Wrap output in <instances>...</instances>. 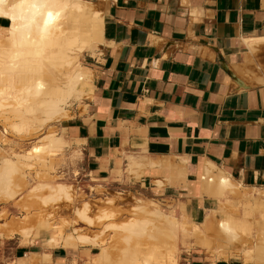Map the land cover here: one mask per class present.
Returning <instances> with one entry per match:
<instances>
[{"label":"crops","instance_id":"0c3cea01","mask_svg":"<svg viewBox=\"0 0 264 264\" xmlns=\"http://www.w3.org/2000/svg\"><path fill=\"white\" fill-rule=\"evenodd\" d=\"M88 2L103 37L82 65L90 93L60 125L84 186L156 202L191 224L230 192L207 194L203 174L263 201L264 0ZM9 26L0 17V36ZM0 237V264H84L94 250ZM199 257L181 264L236 261Z\"/></svg>","mask_w":264,"mask_h":264},{"label":"rangeland","instance_id":"374dc122","mask_svg":"<svg viewBox=\"0 0 264 264\" xmlns=\"http://www.w3.org/2000/svg\"><path fill=\"white\" fill-rule=\"evenodd\" d=\"M84 1L88 2V0ZM85 54L78 59L83 66L87 62ZM48 68L50 67L48 66ZM57 73L54 72V75H60ZM16 83L13 84L11 90H7L8 94H12L9 95L12 99L24 95L23 88ZM16 90L18 91L16 92ZM84 100L85 98L80 102H73L67 108L66 119L48 125L42 124V115L39 112H36L39 115L35 113L27 115L22 111L23 115L18 116L10 113L9 107L5 108L6 110H0V162L3 157L11 158L16 162L13 158L14 155L25 156L34 146H39V144L43 146L44 141H42V138L46 135L52 134L62 138L61 123L68 120L72 116L75 107L82 104ZM8 102L13 104L15 101L9 100ZM14 123H23L26 130L17 134L18 132L16 133L12 129ZM62 142L64 144L59 148L46 150L47 152L39 154L40 159H22L24 164H17L16 167L20 175H15L16 181L14 180L12 187L13 199L6 202L0 196L1 236H7V238L19 237L25 242L34 237H41L44 240L50 238L60 240V238L72 233L91 237L97 243L96 246L78 244L94 248L93 255L89 256L84 264H120L123 249L126 247L123 241L125 235L122 236V232L113 228L105 229V226L108 224L121 225V223L132 217L131 211L135 207L142 206L144 212H139L137 218L148 219L151 222L149 229L154 228L159 234L156 240L143 238L142 242L133 245L134 250L138 253L139 263L148 255L153 258L151 259L152 264H181L190 255H200L199 258H206L211 263L236 260L235 264H264V261L258 260L257 254V250L264 244V217L261 215V210H257L251 216L246 217L249 231L235 244L229 246L226 242H223L224 240L218 234V230L215 229L221 214L230 215L235 219H242L243 208L245 205H250L249 202H251V205L252 203L264 204V200H259V195L254 200L251 195H245L250 194L246 193L247 191L241 192L234 189L230 191L231 193H226L230 196L228 199H224L225 194L218 200L217 208L206 211L203 218L191 224L192 220H187L183 213L179 217L177 212L175 214V209L169 213L163 212L156 202L142 201L130 194L116 191L108 192L98 186H84L85 177L80 172L81 156H78V150L71 148L69 144L66 145L63 139ZM59 184L68 186L73 190L75 195L73 202H67L64 198L53 203L48 202V199L54 195L49 186L56 187ZM43 201L48 203L44 204ZM84 203L88 205L87 215L92 219L91 226L81 223L74 212L75 209L82 207ZM156 211L159 212L160 216L153 215ZM105 213L113 217L107 220L103 219V221L99 220L98 218ZM23 229L27 230L26 237H23L24 234L20 232ZM200 237L204 239L206 237V240L208 239L210 242V246L206 250L201 246V248L197 246L199 243L196 239ZM61 243L60 240L53 246H59ZM101 248L107 250L108 257H110L108 258L109 262H100L94 259L96 254L100 253Z\"/></svg>","mask_w":264,"mask_h":264},{"label":"bare ground","instance_id":"6f19581e","mask_svg":"<svg viewBox=\"0 0 264 264\" xmlns=\"http://www.w3.org/2000/svg\"><path fill=\"white\" fill-rule=\"evenodd\" d=\"M93 7L92 4L84 0H0V17H4L10 22L6 33L0 36L1 111L9 107V112L18 116L23 115L22 111L27 115L41 113L42 124L48 125L66 119L67 108L73 102H80L87 98L90 93L92 76L78 59L85 53H92L103 37V15ZM54 72H58L57 74L60 75L56 76ZM15 82L21 85L24 95L12 99L9 97L12 94H8L7 90H11ZM9 100L15 102L10 104ZM12 129L19 134L26 130V126L23 123H14ZM42 141H44V145L41 144L43 146L40 144L34 146L25 156L14 155L13 158L16 162L11 158H1L0 196L6 202H10L14 197L12 187L14 180L16 181L15 175H20L16 167L17 164H24L22 159L39 158L38 156L42 152L57 149L64 144L60 137L52 134L43 137ZM26 165L30 167L28 164ZM199 183L202 186L201 189L214 198L221 197L225 191L235 189L228 179L222 178L216 183L215 178L207 174H203L199 178ZM49 189L54 192V195L48 199V202L53 203L61 198L67 202H73L75 195L70 187L59 184L56 187L49 186ZM253 199L256 200L254 197ZM48 202L43 201L44 204ZM249 203L250 205H245L243 208L242 219H235L227 214L219 216L220 220L215 229L224 240L222 241L229 246L239 242L243 235L248 233L249 225L246 217L251 216L257 210H261V215L264 217V204L252 203L251 205V202ZM74 212L81 223L92 225V219L87 215V203H84L79 209H75ZM139 212H144L142 206L135 207L131 211L132 217L121 225L108 224L105 226V229L113 228L122 232V236L125 235L123 241L126 247L123 249L120 264H152L151 255L139 263L138 253L133 248V245L142 242L143 238L156 240L159 234L156 229H149L151 222L148 219L137 218ZM153 215L160 216L158 211ZM112 217L105 213L98 219L103 221V219L107 220ZM20 232L25 235L21 234L23 237L28 234L24 229ZM60 240L67 246L76 244L96 246L97 244L91 237L73 233L60 238ZM60 240L55 238L47 244L53 246ZM196 240L199 243L198 247L201 246L205 250L209 248L210 242L208 239L206 240V237ZM257 254L258 260L264 261V244L257 250ZM108 258L110 257H108L107 250L101 248L95 260L109 262ZM253 259L255 260V258Z\"/></svg>","mask_w":264,"mask_h":264}]
</instances>
